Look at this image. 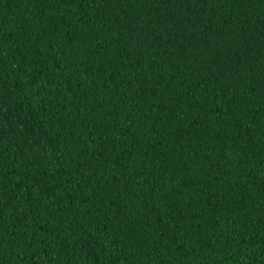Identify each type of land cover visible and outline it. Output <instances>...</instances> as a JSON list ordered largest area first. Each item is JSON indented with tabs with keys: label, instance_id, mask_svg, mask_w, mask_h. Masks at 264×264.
I'll list each match as a JSON object with an SVG mask.
<instances>
[{
	"label": "trees",
	"instance_id": "trees-1",
	"mask_svg": "<svg viewBox=\"0 0 264 264\" xmlns=\"http://www.w3.org/2000/svg\"><path fill=\"white\" fill-rule=\"evenodd\" d=\"M0 264H264V0H0Z\"/></svg>",
	"mask_w": 264,
	"mask_h": 264
}]
</instances>
